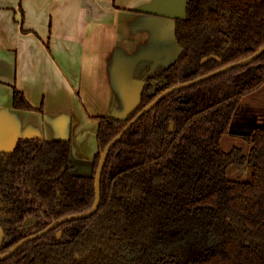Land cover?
I'll list each match as a JSON object with an SVG mask.
<instances>
[{"label":"trees","instance_id":"1","mask_svg":"<svg viewBox=\"0 0 264 264\" xmlns=\"http://www.w3.org/2000/svg\"><path fill=\"white\" fill-rule=\"evenodd\" d=\"M175 35L180 55L147 82L139 104L125 118L94 116L91 175L73 172L70 139L20 138L12 151H0V254L59 218L93 208L101 153L157 95L261 48L264 0H187ZM213 54L222 61L202 63ZM253 65L255 77L238 85ZM263 86L264 53L166 96L112 147L98 210L27 242L0 264H264V127L238 133L251 143L248 155L221 147L235 134L230 127L243 99ZM185 93L197 97L196 107L179 106ZM13 103L34 108L19 89ZM246 163L253 166L249 181L229 177L231 165ZM30 217L37 220L24 231Z\"/></svg>","mask_w":264,"mask_h":264},{"label":"crops","instance_id":"2","mask_svg":"<svg viewBox=\"0 0 264 264\" xmlns=\"http://www.w3.org/2000/svg\"><path fill=\"white\" fill-rule=\"evenodd\" d=\"M186 7L187 0H0V151L20 138L70 139L73 172L91 175L94 116L125 118L147 82L177 60L176 18ZM15 89L33 109L14 106Z\"/></svg>","mask_w":264,"mask_h":264},{"label":"water","instance_id":"3","mask_svg":"<svg viewBox=\"0 0 264 264\" xmlns=\"http://www.w3.org/2000/svg\"><path fill=\"white\" fill-rule=\"evenodd\" d=\"M264 53V45L259 48L253 55H251L248 58L242 59L240 61H237L235 63L226 65L222 68H219L213 72H210L204 76H201L199 78L187 81V82H183L177 85H174L172 87L167 88L166 90H164L163 92H161L159 95L156 96V98L151 101L149 104H147L140 112H138V114L132 119L130 120V122H128V124L121 130V132H119V134L117 136H115L108 144L107 146L104 148L103 152L101 153V157H100V161H99V165L95 174V190H96V201L95 204L93 206V208L87 212L84 213H78V214H71V215H67L64 216L62 218H59L58 220L54 221L52 224H50L49 226H47L45 229L35 233V234H31L25 238H23L22 240H20L19 242H17L9 251L0 254V260L6 259L10 256H12L16 251H18L23 245H25L27 242L37 239L43 235H45L46 233L50 232L51 230H54L55 228H57L58 226H60L61 224L73 220V219H78V218H84V217H88L92 214H94L99 206H100V202H101V184H102V176H103V172H104V168L106 165V161L108 158V155L112 149V147L119 142V140L123 137V135L133 126L134 123H136L145 113L149 112L150 110H152L160 101H162V99H164L166 96H168L169 94L177 91V90H181V89H185L188 87H191L195 84L201 83L209 78H212L218 74H221L223 72L229 71L233 68L239 67V66H244L247 65L253 61H255L257 58H259L262 54ZM210 59H217L219 61H222L220 59L219 56L217 55H208L205 56L202 60V63H206L208 60ZM257 73V66L253 65L252 66V70L251 72L244 77L243 79L239 80L237 83L238 85H243L247 82H249L251 79H253L255 77ZM152 84H156L155 81H152ZM155 92V87L153 90H151V93ZM187 94H183V96L181 97L180 100V104L179 106L181 108H187V109H191L197 106L198 104V99L194 94H190V98L193 100V103L191 105H185L189 102V98H186ZM133 110V109H132ZM131 110V111H132ZM175 124L174 122L171 123V131L174 130ZM230 131L231 132H237V133H247V134H251L253 131L252 130H241V129H235L230 127ZM37 218L36 217H30L28 218L25 222H24V227L23 230L27 231L30 227L31 224H34L36 222ZM62 231H59L58 233V237L62 236ZM4 229L2 226H0V245L3 243L4 240Z\"/></svg>","mask_w":264,"mask_h":264},{"label":"rangeland","instance_id":"4","mask_svg":"<svg viewBox=\"0 0 264 264\" xmlns=\"http://www.w3.org/2000/svg\"><path fill=\"white\" fill-rule=\"evenodd\" d=\"M231 127L252 131L258 127H264V86L243 99L235 113ZM221 147L225 151L240 147L244 150V154L248 155L251 143L243 136L227 134L221 141ZM252 171L253 166L249 163L233 164L228 174L231 179L249 181L252 178Z\"/></svg>","mask_w":264,"mask_h":264},{"label":"flooded vegetation","instance_id":"5","mask_svg":"<svg viewBox=\"0 0 264 264\" xmlns=\"http://www.w3.org/2000/svg\"><path fill=\"white\" fill-rule=\"evenodd\" d=\"M185 94H187V97L186 98H189V102L187 103V104H185V105H191L192 103H193V100L189 97L190 96V94H188V93H185ZM246 109V108H245ZM248 129H246V131H247ZM1 226V225H0ZM31 226V225H30ZM5 233V232H4ZM4 240H5V236H4ZM3 240V241H4ZM2 245V244H1ZM0 245V246H1Z\"/></svg>","mask_w":264,"mask_h":264}]
</instances>
